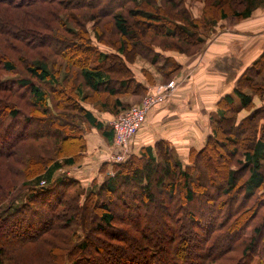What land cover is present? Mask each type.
Masks as SVG:
<instances>
[{
    "label": "trees",
    "instance_id": "obj_1",
    "mask_svg": "<svg viewBox=\"0 0 264 264\" xmlns=\"http://www.w3.org/2000/svg\"><path fill=\"white\" fill-rule=\"evenodd\" d=\"M112 1L0 0V142L12 137L0 146V164L12 174L0 178V264H20L18 252L36 243L49 245L45 264H164V251L169 264H243L248 256L264 264V55L219 100L210 134L189 149L187 165L159 142L113 165L115 176L97 189L85 191L65 173L53 178L82 158L86 134L107 131L94 103L116 117L123 94L145 93L130 56L169 82L181 66L165 53H198L219 22L249 17L264 3L194 0L199 18L185 0H122L116 9L125 14L110 9ZM107 33L118 38L114 48L104 44ZM80 54L95 61L77 69ZM19 151L14 167L8 160H20Z\"/></svg>",
    "mask_w": 264,
    "mask_h": 264
},
{
    "label": "crops",
    "instance_id": "obj_2",
    "mask_svg": "<svg viewBox=\"0 0 264 264\" xmlns=\"http://www.w3.org/2000/svg\"><path fill=\"white\" fill-rule=\"evenodd\" d=\"M215 30L208 36L203 49L194 55L165 53L181 66L171 80L176 87L162 105L149 112L130 143V153L138 154L141 148L166 142L178 156H184L190 148L203 144L210 134L209 121L217 114L219 100L232 95L240 78L264 55V3L249 17L219 22ZM134 67L130 64L136 81L146 88L144 96L149 90L165 85L157 80L154 85H148L144 75ZM137 98L140 101L142 97ZM124 102L131 105L126 99ZM97 114L107 131L93 130L86 134V151L82 158L77 164L54 171L53 178L65 173L81 186L88 187L106 172V166H101L114 153L110 125L117 116Z\"/></svg>",
    "mask_w": 264,
    "mask_h": 264
},
{
    "label": "rangeland",
    "instance_id": "obj_3",
    "mask_svg": "<svg viewBox=\"0 0 264 264\" xmlns=\"http://www.w3.org/2000/svg\"><path fill=\"white\" fill-rule=\"evenodd\" d=\"M122 0H113L111 3H110V9H112L113 11L116 9V6L118 5V3H120ZM166 1H172V2H174V3H176L177 5H178V3H179V1H181V0H156V1H150V2H148L149 4L151 3V5H154V4H156L157 6H159V5H161V4H163L164 2H166ZM185 2L188 4V6L190 7V10L191 11H193V13H194V15H198L197 17H199V18H201V16H202V6L199 4V3H197L196 1H194V0H185ZM238 2V1H237ZM236 2V3H237ZM51 3H53V1H51ZM243 3V2H242ZM69 4V3H68ZM132 5H133V3L131 4V5H129V3H127V4H125L124 6L126 7V8H130V7H132ZM242 5H244V4H242ZM69 6H70V4H69ZM142 6H143V8H147V9H149V8H151L149 5H147V4H145V3H142ZM134 7V6H133ZM120 9H116L115 11L117 12V11H119ZM151 10V9H150ZM114 11V12H115ZM121 11V10H120ZM121 12H124V14H125V9L123 8V10L121 11ZM19 14L20 15V11H16V12H12L11 14ZM112 13L113 12H111L109 15H112ZM70 14V13H69ZM108 15V14H107ZM104 18V22L105 23H107V22H110L111 21V18L110 17H103ZM64 21H67L68 19H67V17L66 16H64ZM230 19V18H229ZM84 23V25H85V28L86 29H88V31H89V33H90V35H91V37L93 38V36H92V30H91V28H92V23H89V22H87V21H83ZM130 22H132V21H130ZM69 24L70 25H72L70 22H69ZM218 25V24H217ZM101 31H102V29H101ZM106 31H108V30H105L104 32H106ZM103 32V33H104ZM213 32H216V30L215 29H212V33ZM104 37H105V43L104 44H108L109 46H111L112 48H114V46H115V42H116V40H118V38L117 37H114L113 35H110L109 33H107V34H104L103 35ZM94 40V39H93ZM126 40V42L127 43H131V42H133L132 40H130V38H126L125 39ZM93 43H94V45L95 46H98V47H100L101 49H103L104 51H110L108 48V46H106V45H104V44H97V42L94 40L93 41ZM156 45H158L159 44V42L157 43H155ZM160 45V44H159ZM79 56H81L80 58V60L78 59V63H76V68L77 69H80L84 64H87V61L86 60H88V61H95V60H93V55H90V54H80ZM131 58L130 59H132L133 60V62L131 63V64H134V68H137V69H139L138 71H140L144 76H146L147 78H149V79H154L153 81H158L159 83H162V84H167V83H169V82H171V81H169V82H167V81H165L162 77H161V74H159L158 73V71H156L155 70V68L153 67V66H151L149 63H147V61L145 60V59H142V58H140V57H138V56H130ZM62 63V62H61ZM165 73H167V71H165ZM6 76V75H5ZM73 94V93H72ZM145 94V93H144ZM144 94H142V95H140L142 98H141V100L140 101H138V98H137V96H139V95H129V93H127V94H123L122 95V101H123V105L124 106H126L124 109L125 110H127V109H129V108H131L132 106H137V105H139L140 104V102L142 101V99L145 97L144 96ZM102 96H104V95H102ZM127 100L131 105H128V104H126L125 102H124V100ZM235 103H236V105L237 106H239V101H238V99H236V101H235ZM95 105H94V107L93 106H91L92 108H94L96 111H97V113H101V114H107V111H109L110 109H107V110H102L101 108H100V105H97L98 104V102L97 103H94ZM163 104V103H162ZM162 104H160V105H162ZM160 105H158V106H160ZM107 107H108V105H106ZM110 107V106H109ZM101 109V110H100ZM106 109V108H105ZM27 110H29V109H27ZM112 110V109H111ZM30 111V110H29ZM98 111H101V112H98ZM119 112V113H118ZM117 113V115H121V113H123L124 112V110H122V111H118ZM97 116H99L98 114H97ZM29 130H34V131H39L40 129L38 128V127H36V126H32V127H30L29 128ZM3 131H5V129L3 130L2 129V132ZM7 137V136H6ZM4 139H3V141L2 142H0V146H2V149L3 150H5L6 149V146L8 145V143H10V141H11V138L12 137H9V138H5V136L3 137ZM204 141H205V139L203 140V144H204ZM203 144L202 145H200V146H196V147H194L195 149H200L202 146H203ZM230 149H231V145H227ZM0 149H1V147H0ZM130 145H129V147H128V154H127V158H126V160L123 162V163H125L127 160H128V158L130 157V156H132V153H130ZM114 151V150H113ZM225 148H221V149H216V153L217 154H224L225 155ZM18 153H16L15 154V156H18V158L20 159V160H18L17 162H15L13 159H11V161H9L8 160V162L10 163V164H12V165H14V167L15 166H18L19 165V163H22V160H23V157L22 156H20V151H19V154L17 155ZM140 153L138 152V154H133V155H139ZM241 156H242V154L240 153L239 154V157L241 158ZM177 157V156H176ZM178 158H179V160H180V162H182V164L183 165H187L188 164V153L186 154V155H184V156H178ZM78 163V162H77ZM76 163V164H77ZM123 163H120V164H123ZM106 164V168H107V170H106V172L105 173H103V175H102V177H100L99 178V180H98V182H96V181H94V182H92V183H94L93 185H95V188L94 189H97V186H99L100 184H102L103 182H105L106 180H108L109 178H113L114 176H115V171H114V169H113V164L111 163H109V161H107V163H105ZM112 165V166H111ZM115 165H119V164H115ZM110 167V168H109ZM63 168H66V167H63ZM109 168V169H108ZM62 169V168H61ZM14 170V169H13ZM8 174V176H9V178L11 177V172H8V168L6 167V165H3V164H0V178L1 179H3V178H5V176ZM61 174V173H60ZM43 181V179H41V181H40V185H42L41 184V182ZM112 182H114V183H116V181L115 180H112ZM8 183V182H7ZM118 183V182H117ZM116 183V184H117ZM9 185H10V183H9ZM12 185H10V187H11ZM82 188L85 190V191H87V190H89V189H91L92 188V186L90 187V186H88V187H83L82 186ZM11 189V188H10ZM87 189V190H86ZM157 191H159V190H157ZM203 202H206L203 198H202V200H201V203H200V205H199V203L197 204L198 205V207H199V209L201 208L200 206H202V204H203ZM201 212V211H200ZM131 213H133V212H131ZM130 215H128V217H129ZM150 216H151V220L154 222L155 221V219H154V216L152 215V214H150ZM127 217V218H128ZM131 221H134L133 219H130ZM199 233V235L201 234L200 232H198ZM19 237H22V235H19ZM48 247H49V245L48 244H44L43 246L42 245H40V244H38V243H36V244H34L33 245V247H31V249H28V250H20V252H18V254L16 255L17 257L15 258L18 262H20V264H45V263H47L48 261H47V252H46V250H48ZM47 248V249H46ZM194 250H190V255L192 254V255H194ZM160 256L163 258V262H164V264H169V259L172 257V253L170 252H168V251H164V252H162V254H160ZM194 258V257H193ZM6 264H13L12 262L11 263H7L6 262ZM243 264H260V261L257 259V258H255V257H251V256H248V257H246L245 258V260H244V262H243Z\"/></svg>",
    "mask_w": 264,
    "mask_h": 264
},
{
    "label": "built area",
    "instance_id": "obj_4",
    "mask_svg": "<svg viewBox=\"0 0 264 264\" xmlns=\"http://www.w3.org/2000/svg\"><path fill=\"white\" fill-rule=\"evenodd\" d=\"M175 87L176 83L171 81L165 85L149 90L139 105L124 110L121 115H118L111 122L110 127L113 133L112 147L114 153L108 158L110 164H120L126 160L128 147L133 137L145 123L149 112L167 100ZM41 184L43 185L44 181Z\"/></svg>",
    "mask_w": 264,
    "mask_h": 264
}]
</instances>
